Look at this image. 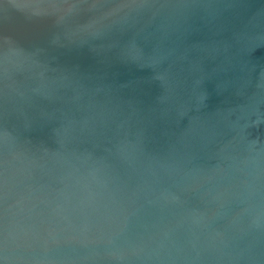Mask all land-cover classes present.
<instances>
[{"label": "water", "instance_id": "95a60500", "mask_svg": "<svg viewBox=\"0 0 264 264\" xmlns=\"http://www.w3.org/2000/svg\"><path fill=\"white\" fill-rule=\"evenodd\" d=\"M0 264H264V0H0Z\"/></svg>", "mask_w": 264, "mask_h": 264}]
</instances>
